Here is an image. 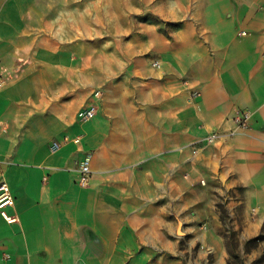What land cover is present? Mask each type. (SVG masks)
<instances>
[{
	"label": "crops",
	"instance_id": "crops-1",
	"mask_svg": "<svg viewBox=\"0 0 264 264\" xmlns=\"http://www.w3.org/2000/svg\"><path fill=\"white\" fill-rule=\"evenodd\" d=\"M59 3L0 0V264H226L264 233V0H195L170 36Z\"/></svg>",
	"mask_w": 264,
	"mask_h": 264
},
{
	"label": "rangeland",
	"instance_id": "rangeland-1",
	"mask_svg": "<svg viewBox=\"0 0 264 264\" xmlns=\"http://www.w3.org/2000/svg\"><path fill=\"white\" fill-rule=\"evenodd\" d=\"M104 0H60L58 7L53 5L52 17H65L69 22L79 19L80 31L91 30V23L106 16ZM120 4L130 2L131 20L125 25V34L148 33L152 30L166 35L176 32L184 21L193 18L195 0H116ZM55 4L56 0H52ZM77 6V8H75ZM123 14V10L121 12ZM104 28L106 26H100ZM115 27V26H114ZM114 27L113 30H114ZM118 27V26H116ZM123 28V26H121ZM147 28V30H146ZM75 29V28H74ZM230 228V227H229ZM228 247L226 264H264V233L251 239H241V235L230 231L225 234ZM209 264H215L211 254Z\"/></svg>",
	"mask_w": 264,
	"mask_h": 264
},
{
	"label": "built area",
	"instance_id": "built-area-1",
	"mask_svg": "<svg viewBox=\"0 0 264 264\" xmlns=\"http://www.w3.org/2000/svg\"><path fill=\"white\" fill-rule=\"evenodd\" d=\"M158 65V63H156ZM193 97H199L198 92H194ZM95 114V108H88L81 111L80 116L82 118L88 119L92 118ZM252 113L250 111H242L240 112L239 117L237 118L240 128L246 129L248 127L249 119L251 118ZM216 138V135L213 134L212 136L208 137V142L212 143ZM53 147L58 148L59 144L57 142L53 143ZM80 175V183L82 185H87L90 180V169L88 161L84 162L81 170ZM15 204V198L12 194L11 188L9 184L3 179L0 182V216L7 220L8 222H15L16 218L11 216L8 212L9 208L13 207Z\"/></svg>",
	"mask_w": 264,
	"mask_h": 264
}]
</instances>
